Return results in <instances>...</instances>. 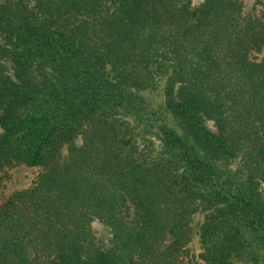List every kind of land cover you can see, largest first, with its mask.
Returning <instances> with one entry per match:
<instances>
[{"label": "trees", "instance_id": "16d2710c", "mask_svg": "<svg viewBox=\"0 0 264 264\" xmlns=\"http://www.w3.org/2000/svg\"><path fill=\"white\" fill-rule=\"evenodd\" d=\"M0 129V171L42 169L0 203V264H190L195 235L202 264H264V14L242 0H0Z\"/></svg>", "mask_w": 264, "mask_h": 264}, {"label": "rangeland", "instance_id": "374dc122", "mask_svg": "<svg viewBox=\"0 0 264 264\" xmlns=\"http://www.w3.org/2000/svg\"><path fill=\"white\" fill-rule=\"evenodd\" d=\"M193 4H198L202 0H191ZM245 10H255L259 14H264V0H242ZM210 126V123H208ZM1 133V129H0ZM156 141V140H155ZM157 141L155 142V144ZM42 169L38 167H27L23 164H16L13 166H5L0 171V203H2L10 194L15 191L24 189L30 186L33 181L41 173ZM263 198H264V180L259 186ZM203 218L202 213H197L194 216L193 223H197ZM91 231L94 242L106 248L110 245L111 231L110 228L99 220H94L91 223ZM201 243L198 235H195L192 241L189 243V253L192 255L190 258V264H202L201 259L198 258L200 252Z\"/></svg>", "mask_w": 264, "mask_h": 264}]
</instances>
